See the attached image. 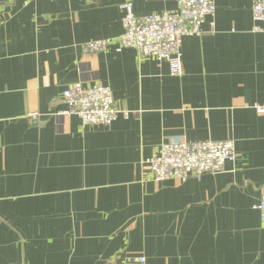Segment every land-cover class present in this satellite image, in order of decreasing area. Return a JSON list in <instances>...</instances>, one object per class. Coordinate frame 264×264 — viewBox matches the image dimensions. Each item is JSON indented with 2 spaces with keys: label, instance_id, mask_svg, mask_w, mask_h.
<instances>
[{
  "label": "crops",
  "instance_id": "crops-1",
  "mask_svg": "<svg viewBox=\"0 0 264 264\" xmlns=\"http://www.w3.org/2000/svg\"><path fill=\"white\" fill-rule=\"evenodd\" d=\"M123 0H0V264H264V32L252 0H214L184 37L183 74L132 48L83 53L122 33ZM177 0H134L138 15ZM213 20V25L211 22ZM76 81L109 86L108 127L59 116ZM35 113V117L31 114ZM170 137L231 138L217 173L154 181Z\"/></svg>",
  "mask_w": 264,
  "mask_h": 264
},
{
  "label": "built area",
  "instance_id": "built-area-1",
  "mask_svg": "<svg viewBox=\"0 0 264 264\" xmlns=\"http://www.w3.org/2000/svg\"><path fill=\"white\" fill-rule=\"evenodd\" d=\"M32 0H24L25 3ZM122 33L114 38H99L81 44L83 53H97L114 46L115 51L132 48L142 57H151L159 65L167 63L171 76H181L183 66L181 44L184 37L203 35L202 25L206 18L215 16L214 0H177L173 11L160 14L138 15L134 11V0H123ZM252 31L264 32V0H252ZM213 25V20L211 22ZM66 108L59 116H77L82 126H110L120 113L126 111L116 107L111 89L100 82L83 84L76 81L67 86L61 95ZM257 115H264V103H255ZM36 114L32 113L31 117ZM237 154L231 138L221 140L185 141L170 137L164 141L159 153L143 162L154 181L175 179L185 182L205 173H217L226 163H234ZM255 207L264 227V193ZM135 264H146V257H134ZM118 264V263H111Z\"/></svg>",
  "mask_w": 264,
  "mask_h": 264
}]
</instances>
